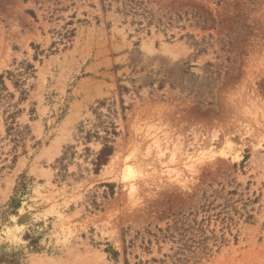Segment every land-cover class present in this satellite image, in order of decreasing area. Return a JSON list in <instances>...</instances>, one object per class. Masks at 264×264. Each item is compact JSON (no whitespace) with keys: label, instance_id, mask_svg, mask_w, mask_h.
I'll list each match as a JSON object with an SVG mask.
<instances>
[{"label":"rangeland","instance_id":"rangeland-1","mask_svg":"<svg viewBox=\"0 0 264 264\" xmlns=\"http://www.w3.org/2000/svg\"><path fill=\"white\" fill-rule=\"evenodd\" d=\"M22 62L39 143L12 163L0 110L3 264H264V0H0V75Z\"/></svg>","mask_w":264,"mask_h":264},{"label":"trees","instance_id":"trees-1","mask_svg":"<svg viewBox=\"0 0 264 264\" xmlns=\"http://www.w3.org/2000/svg\"><path fill=\"white\" fill-rule=\"evenodd\" d=\"M199 52L200 51H197V53ZM35 74L36 70L33 65L26 62H22L17 65L15 71H7L5 74L0 75V110H2V115L5 116L3 120V124L5 126V139L10 144H12V163L17 160L19 148L21 149L20 154L26 153L25 143L27 140L34 142L33 146L39 143L35 141V138L27 125H21L17 122L18 117L23 113V110L20 109L18 106L27 101L30 90L32 89V86L27 89V82L30 79H35ZM6 82H9L10 87L7 86ZM14 100L16 101L14 102ZM34 114V108L29 109L28 115L31 117L34 116ZM106 129L108 130L107 127ZM109 129L111 130L110 133L104 137H100L98 133L94 134L93 136H86V140L93 137L95 139H99L101 142V148L95 154V158L92 161L94 173H98L99 169L108 163L110 157L115 151L113 138L117 136L118 132L116 131V127L114 125H111ZM72 149V146H64L62 149L61 157L55 161V164L52 168L54 169V171H56V178L63 179L65 177L66 161L68 159V156L71 154L70 150ZM28 180L31 179H28L25 175L19 176L14 189V195L2 207V215H12L16 213V211L20 208L21 200L19 199L20 196L19 198H17V194H24L27 188ZM112 194L113 192L112 190H110V195ZM153 237L157 238L156 235H153ZM181 246L186 247V241H183L181 243ZM105 252L113 258L118 255L117 252L110 247H107ZM3 263L5 262L0 260V264Z\"/></svg>","mask_w":264,"mask_h":264},{"label":"bare ground","instance_id":"bare-ground-1","mask_svg":"<svg viewBox=\"0 0 264 264\" xmlns=\"http://www.w3.org/2000/svg\"><path fill=\"white\" fill-rule=\"evenodd\" d=\"M186 168H187V170L189 171V172H192L193 171V168H194V166H193V163L192 164H187V166H186ZM126 176V175H125ZM125 178V177H124ZM132 189V188H131ZM132 191V190H131Z\"/></svg>","mask_w":264,"mask_h":264}]
</instances>
